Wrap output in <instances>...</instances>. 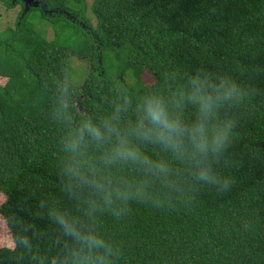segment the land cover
<instances>
[{
	"label": "trees",
	"instance_id": "16d2710c",
	"mask_svg": "<svg viewBox=\"0 0 264 264\" xmlns=\"http://www.w3.org/2000/svg\"><path fill=\"white\" fill-rule=\"evenodd\" d=\"M44 1L86 19L84 0ZM92 10L96 28L45 16L41 7L27 11L62 23L72 39L58 31L48 39L26 16L0 29V215L10 233L9 220L16 232L31 225L33 244L1 247L0 264H53L63 246L39 207L45 199L71 203L60 188L58 91L66 90L77 114L107 111L122 91L141 94L149 73L161 80L197 67L226 74L250 93L232 109L239 165L231 187L131 200L102 210L96 227L113 247V264H264V0H94ZM71 55L90 65L80 87L67 82Z\"/></svg>",
	"mask_w": 264,
	"mask_h": 264
},
{
	"label": "clouds",
	"instance_id": "9594fccd",
	"mask_svg": "<svg viewBox=\"0 0 264 264\" xmlns=\"http://www.w3.org/2000/svg\"><path fill=\"white\" fill-rule=\"evenodd\" d=\"M139 95L121 92L107 111L77 114L66 90L55 98L61 191L71 201L41 200L63 239L53 264H113V247L96 227L98 214L131 200L164 202L193 187L227 190L239 165L232 147V109L250 94L230 76L197 67L157 80ZM9 252L32 248V226L14 231Z\"/></svg>",
	"mask_w": 264,
	"mask_h": 264
},
{
	"label": "rangeland",
	"instance_id": "374dc122",
	"mask_svg": "<svg viewBox=\"0 0 264 264\" xmlns=\"http://www.w3.org/2000/svg\"><path fill=\"white\" fill-rule=\"evenodd\" d=\"M94 0H84L85 3V18H81L82 21L86 24L92 25L93 27H97L96 17L92 10V4ZM24 5V4H23ZM59 7H64L60 5ZM58 7V8H59ZM65 8V7H64ZM24 9V8H23ZM67 9V8H66ZM68 10V9H67ZM77 11V10H73ZM7 12V13H5ZM73 13V12H72ZM23 10L19 13V6L14 7L12 10H5L2 6H0V29L4 28L5 25L9 24V26H19L26 16V20L33 26L38 33L43 36L49 38L55 37V31H58V37L62 40H66L67 38L74 37V33L71 32V29L62 28V23L53 25L48 20H45V16L41 17L38 11H29L24 16ZM23 16V17H22ZM82 16V15H81ZM70 46V43L67 44ZM90 70V65L87 60L80 58L77 55H71L69 57V67L67 73V82L75 87H80L85 82ZM125 79L128 83L132 82V77L130 72L125 73ZM148 81V78H146ZM6 82L5 77H0V85H4ZM2 202V197L0 196V203ZM12 243L11 233L4 221V219L0 215V248L6 245H10Z\"/></svg>",
	"mask_w": 264,
	"mask_h": 264
},
{
	"label": "water",
	"instance_id": "95a60500",
	"mask_svg": "<svg viewBox=\"0 0 264 264\" xmlns=\"http://www.w3.org/2000/svg\"><path fill=\"white\" fill-rule=\"evenodd\" d=\"M15 1L17 0H12V3H14ZM20 1L24 4V9H23L24 15L27 13L28 10H30L33 7H41L45 16H52L55 14H59L74 21L75 23L80 24L82 27L87 26V24L84 23L81 19H79L78 16H75L74 13L67 11L63 7H59V8L57 7L51 9L48 7L47 3L44 0H20Z\"/></svg>",
	"mask_w": 264,
	"mask_h": 264
},
{
	"label": "flooded vegetation",
	"instance_id": "af4514ba",
	"mask_svg": "<svg viewBox=\"0 0 264 264\" xmlns=\"http://www.w3.org/2000/svg\"><path fill=\"white\" fill-rule=\"evenodd\" d=\"M12 1V0H11ZM17 1H19V3L18 4H13L11 7H8L7 5H5L4 3H2L1 1H0V6H2L5 10H7V11H9V10H12L14 7H16V6H19V13L23 10V8H24V5H23V3L20 1V0H17ZM5 13H7V12H5ZM8 14V13H7ZM7 26H9V24H7V25H5V27H7ZM4 27V28H5ZM15 27V26H14Z\"/></svg>",
	"mask_w": 264,
	"mask_h": 264
},
{
	"label": "snow or ice",
	"instance_id": "6c2138e0",
	"mask_svg": "<svg viewBox=\"0 0 264 264\" xmlns=\"http://www.w3.org/2000/svg\"><path fill=\"white\" fill-rule=\"evenodd\" d=\"M148 79H150V76L149 77H147Z\"/></svg>",
	"mask_w": 264,
	"mask_h": 264
}]
</instances>
